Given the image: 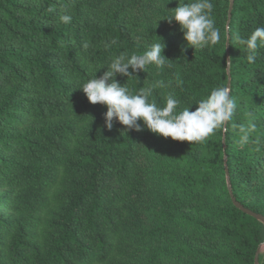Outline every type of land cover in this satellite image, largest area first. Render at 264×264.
<instances>
[{
  "label": "trees",
  "instance_id": "obj_1",
  "mask_svg": "<svg viewBox=\"0 0 264 264\" xmlns=\"http://www.w3.org/2000/svg\"><path fill=\"white\" fill-rule=\"evenodd\" d=\"M211 3L221 40L194 48L161 19L178 0H0V264H264V222L232 195L264 215V47L250 62L236 40L264 0ZM160 40L171 67L115 79L190 111L227 86L236 109L203 142L108 129L78 88Z\"/></svg>",
  "mask_w": 264,
  "mask_h": 264
},
{
  "label": "clouds",
  "instance_id": "obj_2",
  "mask_svg": "<svg viewBox=\"0 0 264 264\" xmlns=\"http://www.w3.org/2000/svg\"><path fill=\"white\" fill-rule=\"evenodd\" d=\"M212 10L211 0H178L174 11L161 19L167 20L169 24L173 20L177 22L188 45L203 48L221 40V29L216 27L211 18ZM60 19L69 23L72 18L63 15ZM236 40L250 53L248 60L254 62L257 49L264 47V27L256 28L246 38L237 36ZM164 47V42L160 40L151 43L140 53L122 52L105 64L107 70L102 75L98 77L96 73L105 65L78 88L82 89L90 103L106 106L104 124L108 129L119 122L127 132L146 128L177 141L203 142L233 116L236 103L227 86L211 89L204 98L194 102L198 106L190 111L192 104L178 110L181 101L171 93L166 96L165 103L158 104L153 99L156 84L140 87L133 92L115 79L117 74L128 78L140 71L145 72L150 65L159 71H163L166 66L171 67L163 53Z\"/></svg>",
  "mask_w": 264,
  "mask_h": 264
},
{
  "label": "water",
  "instance_id": "obj_3",
  "mask_svg": "<svg viewBox=\"0 0 264 264\" xmlns=\"http://www.w3.org/2000/svg\"><path fill=\"white\" fill-rule=\"evenodd\" d=\"M231 13H232V11H231ZM228 172H229V171H228ZM228 181H229V184H230V183H231V177H230V175L228 176ZM229 187H230V190H232V189H231V185H229ZM231 192H232V191H231ZM232 195H233V200H234L235 204H236L241 210H243L244 212H246V213H248V214L254 216L255 218H257V219H259V220H262V221L264 222V215H263V214L257 213V212H255L254 210H252V209H250V208L244 206L243 204H241V203L237 200V198L234 196L233 192H232ZM259 256H260V249H259L258 252H257V256H256V264H260V262H259Z\"/></svg>",
  "mask_w": 264,
  "mask_h": 264
}]
</instances>
